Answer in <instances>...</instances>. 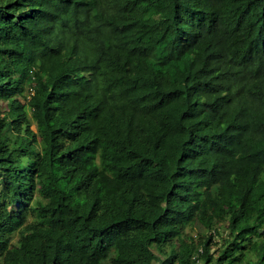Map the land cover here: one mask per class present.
Here are the masks:
<instances>
[{"label":"trees","instance_id":"16d2710c","mask_svg":"<svg viewBox=\"0 0 264 264\" xmlns=\"http://www.w3.org/2000/svg\"><path fill=\"white\" fill-rule=\"evenodd\" d=\"M0 102V264H264V0H0Z\"/></svg>","mask_w":264,"mask_h":264},{"label":"rangeland","instance_id":"374dc122","mask_svg":"<svg viewBox=\"0 0 264 264\" xmlns=\"http://www.w3.org/2000/svg\"><path fill=\"white\" fill-rule=\"evenodd\" d=\"M5 110H7V106H6V104H3V102H0V112L5 111ZM34 129H35V126H34ZM198 230H199V228L196 227V228H194V229H191V228H190L188 231H189V233H191V234H197ZM204 234H205V233H204ZM216 249H217V247H216Z\"/></svg>","mask_w":264,"mask_h":264}]
</instances>
